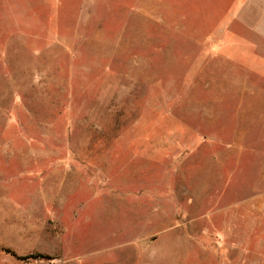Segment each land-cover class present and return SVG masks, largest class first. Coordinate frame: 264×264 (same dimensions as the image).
<instances>
[{"label": "rangeland", "instance_id": "374dc122", "mask_svg": "<svg viewBox=\"0 0 264 264\" xmlns=\"http://www.w3.org/2000/svg\"><path fill=\"white\" fill-rule=\"evenodd\" d=\"M153 1L0 0V264H264V75Z\"/></svg>", "mask_w": 264, "mask_h": 264}, {"label": "crops", "instance_id": "0c3cea01", "mask_svg": "<svg viewBox=\"0 0 264 264\" xmlns=\"http://www.w3.org/2000/svg\"><path fill=\"white\" fill-rule=\"evenodd\" d=\"M117 1V0H116ZM152 3L154 2L151 0ZM214 0L215 7L211 9H206V12L209 11L210 16L218 17L219 13H226V19L221 22L216 27L217 42L215 45H211L206 48L207 54L212 53L216 57H224L228 60H231L235 65L245 69V75H251V73H257L264 75V58L261 59L255 54V50L258 49L257 43H252L251 39H241L244 38L242 35L251 37V34L259 37L261 40H264V0ZM106 2V1H105ZM110 2V0H107ZM223 2L228 4L226 11L219 10L220 7L223 10ZM204 1L201 0V9L200 12H204L203 6ZM207 4V3H206ZM205 7V6H204ZM228 10V11H227ZM231 10V11H230ZM221 11V12H220ZM152 16L156 15L157 9L152 11ZM205 16V15H204ZM243 33V34H242ZM254 36V37H255ZM256 38V37H255ZM252 51L254 54H252ZM262 60L261 65L263 66L262 70L255 69V61ZM254 68V69H253ZM245 79V76H244ZM246 80V79H245ZM248 81V80H246ZM49 161L47 159H42L41 162ZM38 170V174H42L48 170V165L46 166H33ZM45 170V171H44ZM52 170H50L51 172ZM56 171L57 167H56ZM42 178V177H41ZM48 176L40 180L41 186L47 185L49 182ZM63 180V178H62ZM53 185V184H52ZM63 183H61V187ZM50 209H54L51 207Z\"/></svg>", "mask_w": 264, "mask_h": 264}, {"label": "trees", "instance_id": "16d2710c", "mask_svg": "<svg viewBox=\"0 0 264 264\" xmlns=\"http://www.w3.org/2000/svg\"><path fill=\"white\" fill-rule=\"evenodd\" d=\"M44 256L41 255V254H38V253H31V254H28V255H25V256H21L19 257L20 259L22 260H29V259H38V258H43Z\"/></svg>", "mask_w": 264, "mask_h": 264}]
</instances>
